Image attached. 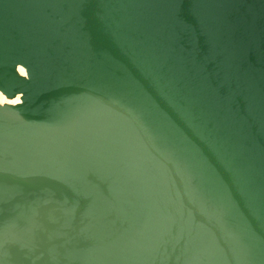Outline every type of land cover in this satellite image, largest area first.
Instances as JSON below:
<instances>
[{
	"label": "water",
	"instance_id": "obj_1",
	"mask_svg": "<svg viewBox=\"0 0 264 264\" xmlns=\"http://www.w3.org/2000/svg\"><path fill=\"white\" fill-rule=\"evenodd\" d=\"M0 94V264H264V0H0Z\"/></svg>",
	"mask_w": 264,
	"mask_h": 264
},
{
	"label": "bare ground",
	"instance_id": "obj_2",
	"mask_svg": "<svg viewBox=\"0 0 264 264\" xmlns=\"http://www.w3.org/2000/svg\"><path fill=\"white\" fill-rule=\"evenodd\" d=\"M21 74L25 75V72L21 69ZM5 97L3 95L0 94V102L4 103L5 102ZM20 97L17 98L16 102H19Z\"/></svg>",
	"mask_w": 264,
	"mask_h": 264
}]
</instances>
